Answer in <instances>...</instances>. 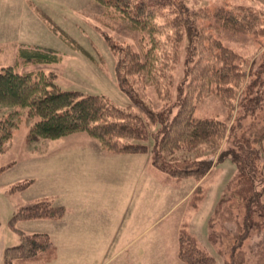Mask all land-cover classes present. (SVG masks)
I'll use <instances>...</instances> for the list:
<instances>
[{
    "label": "rangeland",
    "instance_id": "1",
    "mask_svg": "<svg viewBox=\"0 0 264 264\" xmlns=\"http://www.w3.org/2000/svg\"><path fill=\"white\" fill-rule=\"evenodd\" d=\"M185 1L192 11L246 6L264 12V0ZM39 10L47 15L49 24ZM104 12L95 0H0V68L13 66L19 73L45 71L64 91L104 95L120 109L130 107L132 101L116 77V55L104 35L135 49H140L141 36L105 20ZM206 24L199 22L200 27ZM54 28L64 31L71 43ZM214 34L250 56L256 67L264 63V43L252 36ZM75 44L92 57L73 49ZM21 45L52 49L64 59L52 65L24 64L17 58ZM184 53L173 69L177 81L186 70ZM256 97L257 108L250 112L243 111L239 100L235 118L228 123L237 125L236 133L228 134L219 151L203 148L174 156L211 162L213 170L200 183L193 177L172 180L156 169L151 152L105 151L88 133L31 141V126L37 119L30 116L29 109L16 114L15 108L0 106V120L8 117L16 123L13 138L0 147V264H7L9 248L20 246L23 237L39 233L49 234L58 249L56 260L48 264H185L179 258V234L184 224L215 257V264H264V248H253L260 238L255 231L246 235V212L232 194V181L240 172L239 157L249 150L244 139L257 145L252 140L264 132V85ZM148 98L155 112L164 108L152 87ZM134 111L148 118L139 107ZM176 113L177 107H173L171 115ZM196 115L227 119L226 107L216 96L199 105ZM158 137L149 139L151 149ZM197 183L205 199L194 209L190 196ZM43 200L63 206L65 217L17 219L22 209ZM259 215L262 217L255 216V220L264 221V212ZM241 235L247 237L243 236L238 246Z\"/></svg>",
    "mask_w": 264,
    "mask_h": 264
},
{
    "label": "trees",
    "instance_id": "2",
    "mask_svg": "<svg viewBox=\"0 0 264 264\" xmlns=\"http://www.w3.org/2000/svg\"><path fill=\"white\" fill-rule=\"evenodd\" d=\"M95 2L105 9V20L119 23L141 36L140 49H135L104 35L116 55L119 87L132 105L120 109L104 95L84 96L80 92L62 90L45 71L19 73L15 67L8 66L0 68V106L15 108L16 114L23 108L29 109L30 116L37 119L31 126V141L38 138L58 140L76 133H88L105 151L116 154L151 152L153 165L172 180L178 182L193 177L200 183L213 170L211 162L174 156L203 148L219 151L228 134L236 133L237 125L230 127L228 123L235 118L239 100L244 112L255 110L256 93L264 85V63L256 67L250 56L226 45L214 32L249 35L256 42L264 43V12L246 6H218L211 12L206 9L192 11L185 0ZM37 12L49 24L47 15L40 10ZM200 21L207 24L200 27ZM60 31V36L71 43L66 33ZM72 48L92 57L81 45L75 44ZM183 52L186 70L183 78L177 81L173 69ZM17 58L33 65H52L64 59L58 51L29 45L19 47ZM149 87L165 104L159 112L154 111L148 98ZM212 96L219 97L225 105L226 120L196 115L199 105ZM135 107L142 109L148 118L136 113ZM173 107H177L174 116L171 115ZM15 125L8 117L0 120V147L13 138ZM157 126L160 127L153 131ZM152 136L159 137L151 149L147 143ZM244 141L249 150L239 157L240 172L232 181V194L246 212L243 226L246 235L255 231L260 238L253 248H264V221L255 220V216L262 217L259 212H264V132L252 140L258 142L257 145L251 143V139ZM221 151L224 155L225 150ZM200 187L190 198L194 209L205 199ZM226 201L228 199L222 200L220 205ZM65 215L63 206L43 200L22 209L17 219L62 220ZM246 235L237 239L238 246ZM57 251L49 234H33L23 237L20 246L9 248L6 261L7 264H48L56 260ZM179 258L185 264L216 262L189 233L186 225L179 235Z\"/></svg>",
    "mask_w": 264,
    "mask_h": 264
},
{
    "label": "crops",
    "instance_id": "3",
    "mask_svg": "<svg viewBox=\"0 0 264 264\" xmlns=\"http://www.w3.org/2000/svg\"><path fill=\"white\" fill-rule=\"evenodd\" d=\"M152 161H153V160H152ZM156 169H157V168H156ZM196 187H198V183L195 185V188H196ZM195 190H196V189H192L193 192H194ZM193 192H192V194H193ZM190 198H191V196H190ZM184 225L187 226V224H184ZM184 225H183V226H184ZM183 226H182V228H183ZM179 235H180V234H179Z\"/></svg>",
    "mask_w": 264,
    "mask_h": 264
}]
</instances>
